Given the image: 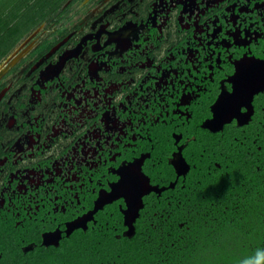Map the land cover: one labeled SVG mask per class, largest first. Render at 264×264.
<instances>
[{"label": "flooded vegetation", "instance_id": "1", "mask_svg": "<svg viewBox=\"0 0 264 264\" xmlns=\"http://www.w3.org/2000/svg\"><path fill=\"white\" fill-rule=\"evenodd\" d=\"M62 9L1 26L0 264L264 249V0Z\"/></svg>", "mask_w": 264, "mask_h": 264}, {"label": "trees", "instance_id": "2", "mask_svg": "<svg viewBox=\"0 0 264 264\" xmlns=\"http://www.w3.org/2000/svg\"><path fill=\"white\" fill-rule=\"evenodd\" d=\"M67 0H0V33L1 26L4 22V16L7 11L13 13V20L16 22L13 26L19 25L22 18L29 11L30 17L35 15V11L42 13L50 9L53 5L56 15L58 16L64 10L62 6ZM7 3V6L5 4ZM22 14V15H21ZM27 22H22L23 26ZM263 227V242H264V225ZM232 245V252L230 255H225L217 258H201L198 264H244L245 260L254 259L255 254L249 255L247 247Z\"/></svg>", "mask_w": 264, "mask_h": 264}, {"label": "water", "instance_id": "3", "mask_svg": "<svg viewBox=\"0 0 264 264\" xmlns=\"http://www.w3.org/2000/svg\"><path fill=\"white\" fill-rule=\"evenodd\" d=\"M263 67H264V64H263ZM239 73L242 74V71H240ZM263 89H264V73L262 74L260 72V73H257L254 77H252V80L245 79L244 82H241L239 80V85L237 87H235L234 92H233V94H231V96H233L236 101L237 100L246 101L245 100L246 97L248 99H251L254 96V94H256L257 92H259ZM224 100L222 101L223 103H224ZM222 102H221V104H222ZM237 105L238 104L235 102L233 104V109L235 107L238 108ZM232 112H235V111H232ZM232 114L234 115V113H232ZM223 122H225V121H223Z\"/></svg>", "mask_w": 264, "mask_h": 264}, {"label": "clouds", "instance_id": "4", "mask_svg": "<svg viewBox=\"0 0 264 264\" xmlns=\"http://www.w3.org/2000/svg\"><path fill=\"white\" fill-rule=\"evenodd\" d=\"M244 264H264V249H257L254 259L245 260Z\"/></svg>", "mask_w": 264, "mask_h": 264}, {"label": "rangeland", "instance_id": "5", "mask_svg": "<svg viewBox=\"0 0 264 264\" xmlns=\"http://www.w3.org/2000/svg\"><path fill=\"white\" fill-rule=\"evenodd\" d=\"M74 4H77V5H75L74 7H72V10L73 11H75V10H77V9H80V7H82V6H80V4L78 5V3H76V2H74ZM29 13V11L27 12V14ZM27 29V28H26ZM25 29V30H26Z\"/></svg>", "mask_w": 264, "mask_h": 264}]
</instances>
